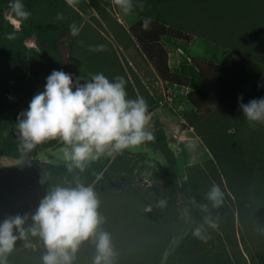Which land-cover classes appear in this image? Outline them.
<instances>
[{"label":"trees","instance_id":"16d2710c","mask_svg":"<svg viewBox=\"0 0 264 264\" xmlns=\"http://www.w3.org/2000/svg\"><path fill=\"white\" fill-rule=\"evenodd\" d=\"M8 1L0 0V9ZM21 1L29 5L32 17L26 31L38 37L41 50L0 39V155L18 161L0 167V223L27 215V227L44 198L38 188L43 186L46 195L56 185L74 186L78 178L98 193L106 218L102 227L111 234L117 253L115 264H161L175 240L169 264H264V121L246 119L239 99L242 96L248 104L264 98V0H133L131 12L138 15L128 27L113 15L119 8L113 0ZM58 14L63 18L57 19ZM145 20L150 21L147 31L142 28ZM72 24L78 35L71 34ZM110 35L126 50L136 47L165 84L189 88L185 97L192 108L185 112V120L213 157L190 166L185 183L161 120L155 123V141L148 142L167 161L155 191L141 185L123 154L101 156L85 171L69 173L63 164L34 167L41 151L63 146L62 142L49 140L30 152L20 151L18 117L44 90L53 70L71 74L74 83L80 78V84L98 73L110 81L123 77L129 99L143 97L149 112L157 107V98L129 61L120 57V46ZM196 38L221 46L227 51L224 59H230L222 64L190 54L188 47ZM167 41L188 52L177 67L169 61ZM42 173L47 177L43 179ZM213 184L225 194L219 208L205 199ZM179 193L208 204L218 228L208 229L206 242L192 234L203 223L199 208L192 205L189 218L177 215ZM161 198L166 206L156 207ZM149 204L153 211L145 212ZM218 231L224 236L216 237ZM45 253L43 242L29 235L27 241H17L7 264H43ZM94 256L95 246L85 242L73 264H92Z\"/></svg>","mask_w":264,"mask_h":264},{"label":"clouds","instance_id":"9594fccd","mask_svg":"<svg viewBox=\"0 0 264 264\" xmlns=\"http://www.w3.org/2000/svg\"><path fill=\"white\" fill-rule=\"evenodd\" d=\"M69 4L72 0H68ZM125 14L133 10V0H113ZM138 7L143 9V3ZM12 12L27 20L31 13L25 10L21 0L11 4ZM62 14L57 19H62ZM150 21L142 24L149 30ZM71 34L78 35L75 24ZM9 34L8 39H14ZM103 45L99 48L102 50ZM80 78L64 71L53 70L46 78L42 92L32 98L28 109L20 114L16 123L20 138V151L27 153L37 145L49 140H59L67 170L85 171L88 164L101 156H112L126 149H134L156 137L150 130L151 113L143 97L129 99L123 77L110 81L104 74L92 76L90 81L80 84ZM75 89V90H73ZM240 107L249 121H264V98L253 99ZM224 192L213 184L205 199L212 208L224 203ZM161 198L156 207L166 206ZM190 203L204 213L203 223L193 230V236L202 241L209 239L208 229L218 228L208 204L198 203L193 197ZM100 199L94 186H85L78 178L72 184L56 185L41 200L31 223L25 226L27 215L11 216L0 223V264H7V256L14 250L17 241H27L29 235L38 237L46 248L43 264H73L82 244L91 241L95 246L92 264H115L117 253L112 236L102 225L106 218L100 212ZM145 212H152L151 204ZM26 246L32 247L31 243Z\"/></svg>","mask_w":264,"mask_h":264},{"label":"rangeland","instance_id":"374dc122","mask_svg":"<svg viewBox=\"0 0 264 264\" xmlns=\"http://www.w3.org/2000/svg\"><path fill=\"white\" fill-rule=\"evenodd\" d=\"M13 2L14 0L8 1L6 6L0 9V39L3 42H8L16 47H25L30 50L40 51L41 43L39 42L38 37L34 33L26 31L27 27L32 26V17L30 16L27 20L17 17L11 9V4ZM23 5L25 10L30 12L29 5L26 3H23ZM113 15L128 27L137 19L138 14L134 12L125 14L120 8H117L113 10ZM88 18L90 19V15H87V19ZM10 33L14 34V39H8ZM110 38L117 46L118 44L114 37L110 35ZM166 44H168L171 51L169 61L173 67L179 65L181 62L180 59L183 61L189 57L187 55L188 52L192 55L212 58L222 64L226 62L225 60L228 61L230 59V56L224 59L227 54V51L224 50V48L203 38H196L194 42L189 45L188 52L186 49H183L184 47L173 46L168 41ZM119 48L120 57L123 61L125 59L129 61L158 100L157 107L150 112V130L152 132L154 131L157 120H161L164 123L165 128L167 129L169 143L178 156L180 180L182 183H185L184 181L188 180V170L190 166L197 163H204L213 157L201 136H199L194 128L190 127L185 120V112L192 108V104L185 97L189 88H180L165 84L154 68L146 62L143 54L136 47H131L128 50L122 46ZM64 146L65 145L56 146L41 151L34 167L39 170L46 164L67 165L62 152ZM122 154L127 160L131 161V165H133L134 172L137 175V180L141 185L144 188L149 187L152 191H155L158 184L162 181V177L159 178L158 173L161 167L167 165L165 155L161 151L150 146L148 142L134 149H126L122 153H115L113 157H115V155L121 156ZM15 163H18V161L11 157L0 155V167ZM42 177L43 179L46 178L47 174L42 173ZM43 189L44 187L42 186L37 190V193L40 194L41 198L45 196L43 194ZM190 199V195L186 196L182 193L177 194L174 209L178 216L189 218L190 211L192 210ZM228 202L231 203V200L228 199ZM224 234V232L218 231L216 237L219 235L224 236ZM177 243L178 240L173 242L161 264H169L168 258L170 252L174 250Z\"/></svg>","mask_w":264,"mask_h":264}]
</instances>
